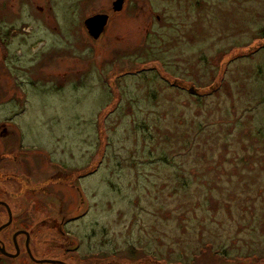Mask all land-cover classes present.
Masks as SVG:
<instances>
[{
	"label": "rangeland",
	"instance_id": "rangeland-1",
	"mask_svg": "<svg viewBox=\"0 0 264 264\" xmlns=\"http://www.w3.org/2000/svg\"><path fill=\"white\" fill-rule=\"evenodd\" d=\"M113 1L0 0L7 250L264 264V0Z\"/></svg>",
	"mask_w": 264,
	"mask_h": 264
},
{
	"label": "water",
	"instance_id": "water-1",
	"mask_svg": "<svg viewBox=\"0 0 264 264\" xmlns=\"http://www.w3.org/2000/svg\"><path fill=\"white\" fill-rule=\"evenodd\" d=\"M126 0H114L113 1V9L114 11H120L122 10L123 6H124V3H125ZM109 14L108 13H105V12H100V13H96V14H93L89 17H87L84 21L85 23V26L89 32V34L94 38V39H98L105 31L106 29V26L108 24V21H109ZM190 91L194 92V89L191 88ZM0 203H3L5 204L7 207H8V210H9V221L2 224L0 226V232L6 228L7 226H9L12 222V211L9 207V205L6 203V202H0ZM23 232V231H21ZM26 234L28 235V238H29V233L28 231H25ZM19 232H16L15 236H14V243H15V246H16V252H10L7 250L6 248V245L5 243L2 241L1 237H0V251L5 255V256H8V257H17L19 254H20V246H19V243L17 241V238L16 236L18 235ZM26 248H27V251L30 255V258L32 260H34L35 262L37 263H45L47 261H50V260H44V259H38L34 256V254L32 253L31 249H30V246H29V240L28 242L26 243ZM53 263H60V264H69V263H66V262H63V261H59V260H56V261H52Z\"/></svg>",
	"mask_w": 264,
	"mask_h": 264
},
{
	"label": "flooded vegetation",
	"instance_id": "flooded-vegetation-1",
	"mask_svg": "<svg viewBox=\"0 0 264 264\" xmlns=\"http://www.w3.org/2000/svg\"><path fill=\"white\" fill-rule=\"evenodd\" d=\"M14 216H13V219H12V223L9 225V226H7L6 228H4L3 230H5V229H7V228H9V227H11L12 225H13V223H14ZM2 230V231H3ZM2 231L0 232V237H1V233H2ZM21 231H28V229L26 228V227H19V228H17L16 230H14L13 231V234H12V236H11V238H12V241L14 242V236H15V234H16V232H19L18 233V235L16 236V238H17V241H19V239H22L21 237H25V247H26V243L28 242V240H29V246H30V249H31V251H32V253L34 254V252H33V250H32V248H31V233L28 231V233H29V238H28V235L25 233V232H21ZM2 239V238H1ZM3 241V240H2ZM4 242V241H3ZM5 243V242H4ZM19 243V242H18ZM6 245V244H5ZM14 245H15V243H14ZM19 246H20V249H21V251H20V254H21V252H22V246L20 245V243H19ZM7 248V247H6ZM15 248H16V246H15ZM26 250H27V248H26ZM16 251V250H15ZM1 252V251H0ZM28 252V251H27ZM1 254L2 255H4L2 252H1ZM20 254L18 255V256H20ZM29 254V253H28ZM5 256V255H4ZM17 256V257H18ZM35 256V255H34ZM5 257H8V256H5ZM11 258V257H10ZM37 258V257H36ZM39 259V258H38ZM69 264H73V263H70V262H68ZM39 264H48V263H39Z\"/></svg>",
	"mask_w": 264,
	"mask_h": 264
},
{
	"label": "bare ground",
	"instance_id": "bare-ground-1",
	"mask_svg": "<svg viewBox=\"0 0 264 264\" xmlns=\"http://www.w3.org/2000/svg\"><path fill=\"white\" fill-rule=\"evenodd\" d=\"M0 202H6V203L9 205V207H10V209H11V211H12V208H11L10 204H9L6 200L0 198ZM0 207H4V208L6 209V211L8 212V220L6 221V222H8V221H9V218H10L8 207H7L5 204H3V203H0ZM12 219H13V212H12ZM6 222H5V223H6ZM11 223H12V222H11ZM3 224H4V223H3ZM1 225H2V224H1ZM1 225H0V226H1ZM23 232H25V231H23ZM25 233H26V232H25ZM35 257H36V256H35ZM39 259L50 260V261L45 262V263H48V264H60V263H53V262H52V261H56V260L66 262V261H64V260H62V259L54 258V257H45V258H39ZM66 263H68V262H66Z\"/></svg>",
	"mask_w": 264,
	"mask_h": 264
},
{
	"label": "trees",
	"instance_id": "trees-1",
	"mask_svg": "<svg viewBox=\"0 0 264 264\" xmlns=\"http://www.w3.org/2000/svg\"><path fill=\"white\" fill-rule=\"evenodd\" d=\"M209 249L212 250L211 246L209 247ZM209 249H208V250H209ZM202 250H203V249H201V252H202ZM206 251H207V249H206ZM204 252H205V251H204ZM211 252L214 253V254L216 253L217 255L220 254V252H219L218 250H214V251L212 250ZM200 254H203V253H200ZM200 254H199V255H200ZM166 262H167V261H166ZM181 262H182V261H181ZM169 263H175V262L168 261L167 264H169Z\"/></svg>",
	"mask_w": 264,
	"mask_h": 264
}]
</instances>
